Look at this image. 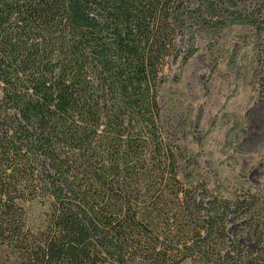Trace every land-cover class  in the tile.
Returning a JSON list of instances; mask_svg holds the SVG:
<instances>
[{
    "label": "trees",
    "instance_id": "1",
    "mask_svg": "<svg viewBox=\"0 0 264 264\" xmlns=\"http://www.w3.org/2000/svg\"><path fill=\"white\" fill-rule=\"evenodd\" d=\"M235 2L0 0L9 264H264V197L215 184L190 101Z\"/></svg>",
    "mask_w": 264,
    "mask_h": 264
},
{
    "label": "rangeland",
    "instance_id": "2",
    "mask_svg": "<svg viewBox=\"0 0 264 264\" xmlns=\"http://www.w3.org/2000/svg\"><path fill=\"white\" fill-rule=\"evenodd\" d=\"M214 1L220 6L224 0ZM235 1L234 22L211 40L212 52L210 39L203 40L197 57L201 91L190 101L203 108L201 160L217 172L215 184L264 197V0ZM0 264H9V255L1 253Z\"/></svg>",
    "mask_w": 264,
    "mask_h": 264
}]
</instances>
